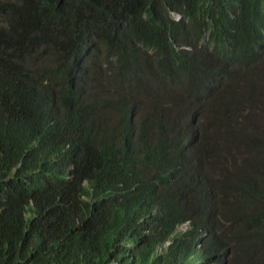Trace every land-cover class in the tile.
I'll return each instance as SVG.
<instances>
[{
	"label": "trees",
	"instance_id": "trees-1",
	"mask_svg": "<svg viewBox=\"0 0 264 264\" xmlns=\"http://www.w3.org/2000/svg\"><path fill=\"white\" fill-rule=\"evenodd\" d=\"M264 0H0V264H264Z\"/></svg>",
	"mask_w": 264,
	"mask_h": 264
},
{
	"label": "rangeland",
	"instance_id": "rangeland-1",
	"mask_svg": "<svg viewBox=\"0 0 264 264\" xmlns=\"http://www.w3.org/2000/svg\"><path fill=\"white\" fill-rule=\"evenodd\" d=\"M261 120L263 121V123H264V116L263 117H261Z\"/></svg>",
	"mask_w": 264,
	"mask_h": 264
}]
</instances>
